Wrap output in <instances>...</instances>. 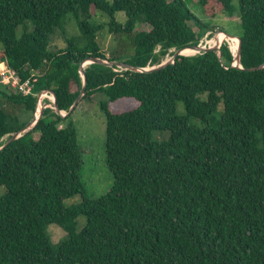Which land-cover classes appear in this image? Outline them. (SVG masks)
Masks as SVG:
<instances>
[{
  "label": "trees",
  "instance_id": "1",
  "mask_svg": "<svg viewBox=\"0 0 264 264\" xmlns=\"http://www.w3.org/2000/svg\"><path fill=\"white\" fill-rule=\"evenodd\" d=\"M198 2L206 19L184 0H0V62L32 83L26 96L0 85V146L27 123L20 113L32 115L38 92L53 91L68 111L83 85L80 62L107 58L97 41L105 25L129 36L124 62L135 67L196 45L217 14L236 15L231 35L241 39V67L226 43L152 71L87 64L81 100L105 96L112 186L87 194L76 107L66 116L43 108L0 149V264H264V67L246 70L264 62V0ZM74 195L80 201L65 206ZM52 223L66 233L55 245Z\"/></svg>",
  "mask_w": 264,
  "mask_h": 264
},
{
  "label": "rangeland",
  "instance_id": "2",
  "mask_svg": "<svg viewBox=\"0 0 264 264\" xmlns=\"http://www.w3.org/2000/svg\"><path fill=\"white\" fill-rule=\"evenodd\" d=\"M198 1L199 0H184L187 7L197 17L206 19ZM237 1L238 0H233V3L237 5ZM114 16L118 22H124L126 18L123 12H116L114 13ZM96 18L100 21L109 20L108 17L100 16L98 14L96 15ZM207 23L212 26L210 28L211 30H207L200 40L214 38L216 31L219 30L220 27L225 29L228 34L239 33L238 18L236 15L226 17L217 14L211 19L207 18ZM136 28L139 30H148L149 26L146 24H138ZM67 30L70 35L77 33V28L72 19L68 20ZM97 41L107 58L113 55L118 58L119 61L123 62L131 58L133 47L130 44L129 36L127 34L120 32L115 34L109 33L108 26L105 25L97 32ZM57 44L61 45L62 41L58 40ZM170 51L174 52L175 50L171 49ZM171 55L167 54L162 61L169 58ZM103 99H105V96L97 93L87 100H81L71 115L77 130V143L82 153V180L85 184L87 194L90 197H98L106 193L113 183L112 173L106 165L104 115L98 103ZM44 102L50 103V100L45 98ZM16 111L18 112L19 110L16 109ZM177 112H183V107L180 102L177 103ZM20 117L21 121L28 122L32 118V115L27 112H22L20 113ZM5 137L6 136H4V139ZM3 193L4 186L0 185V195ZM79 201L80 196L74 195L65 199L64 205L69 206L78 203ZM76 220L77 230H80L85 224V217L79 215ZM47 233L53 245L57 244L66 234L61 227L54 223L48 226Z\"/></svg>",
  "mask_w": 264,
  "mask_h": 264
},
{
  "label": "water",
  "instance_id": "3",
  "mask_svg": "<svg viewBox=\"0 0 264 264\" xmlns=\"http://www.w3.org/2000/svg\"><path fill=\"white\" fill-rule=\"evenodd\" d=\"M225 34L228 37H237V39H238L237 52H236V55H235L234 59H235L237 65L239 67H241L239 65V59H240V54H241V39L238 36H234V35H231V34H228V33H225ZM187 47L194 49V51H195L194 53H201V52H205V51H208V50H213V51L218 52V50H219L218 44H215V45L209 46V47H203V46H200L199 43H197L196 45H190V46H187ZM187 47L178 48V49H176L173 52V54L169 58L165 59L164 61L160 62L159 64L152 65V66H146V67H135V66L130 65V64H128L126 62H123V61L109 60L107 58L102 59V58H99V57H87V58L83 59L80 62V65H79L80 74H81L82 81H83L82 88H81L80 92L78 93L77 97L74 99V101L71 104V106L69 107L68 111L65 112V111L60 110L58 108V106H57V103H56L55 94L53 93V91H51L49 89H46V90H48L49 92H51L53 94V98H54L53 103H52L53 109H54V111L57 114H59L61 116H66V115H68L77 106V104L79 103V101H81V98H82V96L84 95V92H85V84H86V75H85L84 68L89 63H92V62L102 63V64H105L107 66H116V67L123 68V69H130L132 71H152V70H156V69L163 68L166 65H168L170 63H173L175 57L177 55H182L181 51L184 48H187ZM263 67H264V62L261 63V64H259V65H256V66L248 67V68H246V70L251 71V70L261 69ZM37 98H39V93L37 95ZM43 108L44 107H40V109H39V115H38V117L36 119H34V117H32L19 130L11 133V135L9 136V138L0 146V149L1 148H4L6 145H8L11 141H13L14 139H16L20 135H22L24 132L30 130L36 124V122L40 119V117L42 116Z\"/></svg>",
  "mask_w": 264,
  "mask_h": 264
},
{
  "label": "built area",
  "instance_id": "4",
  "mask_svg": "<svg viewBox=\"0 0 264 264\" xmlns=\"http://www.w3.org/2000/svg\"><path fill=\"white\" fill-rule=\"evenodd\" d=\"M219 32H223L221 30H217L214 38L209 39H201L198 43L200 46L203 47H209L213 46L215 44H218L220 46L222 43H226L229 50L231 51V54L233 55V65H236V61L234 59L236 52H237V46H238V39L237 37H228L226 34L225 36L217 40L216 35ZM209 33V32H208ZM224 33V32H223ZM0 85L6 87L8 90H12L14 92H17L21 95H29L32 92V83L29 78L22 80L20 76L17 74V72L13 69H10L5 62L0 63ZM39 93V98H37V95ZM35 96L37 98L36 100V106L34 111L32 112V117L36 119L39 115V109L40 107H50L53 108V94L49 92L48 90H42L38 92ZM45 98H48L50 100V103H46ZM61 125H59L60 127Z\"/></svg>",
  "mask_w": 264,
  "mask_h": 264
},
{
  "label": "bare ground",
  "instance_id": "5",
  "mask_svg": "<svg viewBox=\"0 0 264 264\" xmlns=\"http://www.w3.org/2000/svg\"><path fill=\"white\" fill-rule=\"evenodd\" d=\"M225 36V33H223V32H219V33H217V35H216V39H222L223 37ZM236 38V37H235ZM195 51H194V49H192V48H184L182 51H181V53L183 54V55H190V54H193Z\"/></svg>",
  "mask_w": 264,
  "mask_h": 264
},
{
  "label": "crops",
  "instance_id": "6",
  "mask_svg": "<svg viewBox=\"0 0 264 264\" xmlns=\"http://www.w3.org/2000/svg\"><path fill=\"white\" fill-rule=\"evenodd\" d=\"M74 112V111H73ZM73 112H72V114H73Z\"/></svg>",
  "mask_w": 264,
  "mask_h": 264
}]
</instances>
